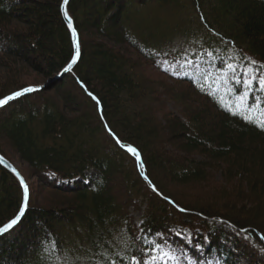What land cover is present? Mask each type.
I'll use <instances>...</instances> for the list:
<instances>
[{"label":"trees","instance_id":"obj_1","mask_svg":"<svg viewBox=\"0 0 264 264\" xmlns=\"http://www.w3.org/2000/svg\"><path fill=\"white\" fill-rule=\"evenodd\" d=\"M61 2L0 0V99L54 79L0 107V154L53 194L39 201L28 183L0 264H146L163 248L183 264H264V93L238 100L234 67L217 90L205 85L208 62L195 73L162 61L167 42L202 31L264 68V0H69L80 57L63 75L72 43ZM21 203L0 165V227Z\"/></svg>","mask_w":264,"mask_h":264},{"label":"rangeland","instance_id":"obj_2","mask_svg":"<svg viewBox=\"0 0 264 264\" xmlns=\"http://www.w3.org/2000/svg\"><path fill=\"white\" fill-rule=\"evenodd\" d=\"M163 59L162 61L166 65H172L175 67H187L189 65H195V73L202 69L200 64L203 61L208 62L204 65L203 72L205 85L209 86L211 89H217L218 85H221L220 77H217L218 74H223L224 71H227L231 67L237 68L238 70L244 73L248 71V77L250 78L253 74L262 75L264 74V68L257 67L256 64H250L251 61H248L246 58L243 59L241 56L234 54L230 48L221 47L218 45L215 40H211L209 37H206L202 31H195L192 34L180 35L174 37L172 40L167 42L162 48ZM218 54V56L216 55ZM221 58V63L218 65H213L215 59ZM141 66V65H139ZM143 73H148L152 71L150 68L146 69L141 66ZM255 69V73L253 72ZM155 71H152L153 73ZM29 74V75H28ZM156 76V72L153 73ZM152 76V74H150ZM243 75V74H242ZM26 80H32L33 76L30 73H24L23 75ZM149 76V77H151ZM147 78L149 82L150 78ZM159 77V76H158ZM160 78V77H159ZM39 85L47 87L48 89L52 85V79H49L46 82L38 80ZM7 156L11 159V162L22 174L25 176V183L28 188V183L31 184L33 191V198H37L39 201H47L50 198H53V194L49 188L43 187L40 179L37 176H32L26 167V165L20 162L16 156H14L10 151L6 152ZM22 176V175H21ZM175 188V189H174ZM173 190H176L178 193L188 194L191 196L192 192L189 186H175ZM190 198V197H189ZM193 198V197H192ZM191 199V198H190ZM141 216V210H136L132 212V218L136 224L139 223ZM155 257V259H153ZM188 264H197L193 261L188 260ZM146 264H183L173 255H171L164 248L161 250H154L151 255L148 257ZM204 264V263H198ZM207 264H218L216 261H210Z\"/></svg>","mask_w":264,"mask_h":264},{"label":"snow or ice","instance_id":"obj_3","mask_svg":"<svg viewBox=\"0 0 264 264\" xmlns=\"http://www.w3.org/2000/svg\"><path fill=\"white\" fill-rule=\"evenodd\" d=\"M69 3V0H63V4L67 5ZM62 14L65 18V20H68L69 23V28H72V24L71 21L68 17V13L66 11L63 10L62 8ZM73 42H74V46L77 48V53L76 55H79V50H78V41L76 38V33L73 30ZM77 63V59L74 57L72 62L64 69V72H68L70 69H72L73 65H75ZM250 64H255L254 61L250 62ZM253 72L255 73V69H253ZM243 76L245 77L244 79H241L240 77H237L235 80V83L238 86H242L244 89H246L245 91H243L240 96L237 97L238 100H240L241 102H243L244 100H246L249 96L250 93H255V92H260V93H264V74L262 75H256L253 74L250 78L248 77V71H245L243 73ZM255 85V87H254ZM39 91V89L36 88H24L21 91H17L12 95L7 96L6 98L0 99V107H3L5 105H7L8 103L20 98L23 95L26 94H30L33 92ZM209 95H212L213 93L211 91H209L208 93ZM93 99H95V97H93ZM256 102L254 104L248 105V111H252L253 109H260L261 108V103H260V97H256L255 98ZM235 107L237 109H239V104H236ZM226 111H230V113L232 115H237L238 113L236 111H231V109H225ZM262 111H264V109H262ZM245 119L248 120V122H253L252 120H250L247 117V114L245 115ZM260 126L262 128H264V122H261ZM130 151L132 153H135L137 155V162H138V166L142 167V163L140 162L139 159V154L136 153V149L131 148ZM21 183V187L23 189V203L21 208L19 209L18 214L7 224L4 225L2 227H0V236L8 233L9 231L13 230L16 226H18V224L20 222H22V219L26 213V209L29 203V199H30V195H29V189L27 188V186L24 184L23 180L20 181ZM155 190V189H154ZM153 259H155V257H153Z\"/></svg>","mask_w":264,"mask_h":264},{"label":"water","instance_id":"obj_4","mask_svg":"<svg viewBox=\"0 0 264 264\" xmlns=\"http://www.w3.org/2000/svg\"><path fill=\"white\" fill-rule=\"evenodd\" d=\"M68 5V4H67ZM67 5H64L63 4V0H62V2H61V6H60V10H61V14H62V8H63V10L64 11H66L67 13H68V11H67ZM62 17H63V20H64V22H65V24H66V27H67V29H68V31H69V34H70V39H71V43H72V56H71V59H70V61H69V63L62 69V71L60 72V75H63V74H66V73H69V72H72V69L74 68V66L77 64H75V65H73V67H72V69H70L68 72H64V69L72 62V60H73V58L75 57L76 59H77V62H78V60H79V57H80V43H79V37H78V33H77V31H76V29H75V27H74V23H73V20L71 19V17H70V15L68 14V17H69V19H70V21H71V24H72V28L70 29L69 28V23H68V20H65V18H64V16H63V14H62ZM73 30L75 31V33H76V38H77V41H78V50H79V55L77 56L76 55V53H77V48L74 46V42H73ZM54 81V79H52V82ZM49 86V85H48ZM48 86L47 87H45V86H41V85H37V86H29V87H32V88H36V89H39V90H41V89H44V88H48ZM29 87H26V88H29ZM21 90H23V89H21ZM21 90H19V91H21ZM17 92V91H16ZM15 93V92H14ZM14 93H12V94H14ZM12 94H10V95H12ZM9 96V95H8ZM7 97V96H6ZM6 97H4V98H6ZM3 99V98H2ZM125 149L127 150V151H129L130 153H132L131 151H130V149L131 148H129V147H125ZM133 154V153H132ZM140 159V158H139ZM136 160H137V155H136ZM0 165L2 166V167H4L7 171H9L15 178H16V180L19 182V184H20V186H21V183H20V181L21 180H23V182H24V184L26 185V183H25V181H24V179H23V177L21 176V174L19 173V171H18V169L10 162V161H8L5 157H3L1 154H0ZM27 186V185H26ZM21 189H22V187H21ZM22 203H23V189H22ZM22 203H21V206H22ZM21 206H20V208H21ZM19 212V211H18ZM18 214V213H17ZM12 220V219H11ZM10 220V221H11ZM10 221H8L5 225H7ZM4 226V225H3Z\"/></svg>","mask_w":264,"mask_h":264},{"label":"bare ground","instance_id":"obj_5","mask_svg":"<svg viewBox=\"0 0 264 264\" xmlns=\"http://www.w3.org/2000/svg\"><path fill=\"white\" fill-rule=\"evenodd\" d=\"M72 19V18H71Z\"/></svg>","mask_w":264,"mask_h":264}]
</instances>
